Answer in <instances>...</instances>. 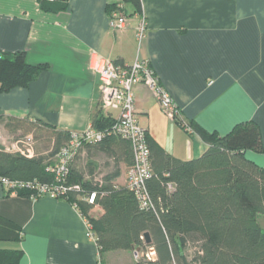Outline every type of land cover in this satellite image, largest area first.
I'll list each match as a JSON object with an SVG mask.
<instances>
[{
    "label": "crops",
    "instance_id": "crops-1",
    "mask_svg": "<svg viewBox=\"0 0 264 264\" xmlns=\"http://www.w3.org/2000/svg\"><path fill=\"white\" fill-rule=\"evenodd\" d=\"M141 1L148 32L140 44L139 14L131 15L124 0H67L60 12L45 11L39 0H0V52L25 51L30 64L46 66L28 86L0 92V122L16 116L84 131L101 108L98 75L90 68L94 54L123 64L141 58L172 95L184 124L226 134L239 123L256 122L263 151L245 155L264 168V0ZM114 5L131 15L120 32L109 25ZM134 99L141 126L173 157L187 161L208 149L197 132L164 114L149 88L136 85ZM2 126L0 132L14 133ZM122 167L115 183L126 187L128 168ZM103 213L99 204L90 209L93 216ZM0 215L21 227V240H0V249L20 251L17 264L140 260L134 255L140 247L101 254L87 236L85 217L66 199L11 194L0 185ZM259 220L264 227V215Z\"/></svg>",
    "mask_w": 264,
    "mask_h": 264
},
{
    "label": "trees",
    "instance_id": "trees-1",
    "mask_svg": "<svg viewBox=\"0 0 264 264\" xmlns=\"http://www.w3.org/2000/svg\"><path fill=\"white\" fill-rule=\"evenodd\" d=\"M124 1L131 15L142 13L141 0ZM39 2L45 11L68 8L67 0ZM116 7H110L109 15ZM124 11L131 16L126 8ZM45 68L30 64L25 51L0 52V92L28 86ZM114 121L110 114L98 109L92 125L105 131L106 136L80 149L90 155L95 151L107 154L114 160L111 170L100 176L90 164L87 174L75 164L76 155L68 176L70 184L97 192V205L104 209L98 217L90 214L95 206L79 198L78 192L72 191L66 200L78 203L91 222L101 254L153 247L157 259L141 258L136 264H264V227L259 220L264 215V168L245 155L247 150L263 151L256 122L239 123L226 134L210 132L196 122L188 124L209 147L202 156L187 161L173 157L147 133L152 165L147 186L153 207L144 209L134 191L115 183L122 174V164L129 169L134 163V154L128 139L110 133ZM175 122L185 129L186 124L179 117ZM2 123L15 134L21 131L19 136L31 134L34 155L8 153L0 145V176L52 182L54 175L46 171V162L71 140V132L41 120L16 116ZM19 193L33 195L31 190ZM145 232L150 233L151 244L143 238ZM21 238V227L0 215V240ZM19 257L20 251L0 249V264H17Z\"/></svg>",
    "mask_w": 264,
    "mask_h": 264
},
{
    "label": "built area",
    "instance_id": "built-area-1",
    "mask_svg": "<svg viewBox=\"0 0 264 264\" xmlns=\"http://www.w3.org/2000/svg\"><path fill=\"white\" fill-rule=\"evenodd\" d=\"M129 17L125 14L124 6L118 5L109 15L110 28L115 32L123 31L128 24ZM148 32V23L145 13L139 14L136 35L141 44ZM90 68L98 75L100 91V107L104 114L117 111L110 133H114L128 139L131 143L134 163L127 171V187L134 191L144 209L153 207V200L147 186V180L152 175L150 148L147 141V131L141 126L135 107L134 87L142 84L150 89L153 96L159 102L164 114L172 121H176L180 114L172 95L161 84L159 76L146 59L136 58L131 64L116 62L99 54H94L90 62ZM186 131L194 132L193 127L186 125ZM106 136V132L91 125L88 129L79 132H71V140L64 145L52 159L46 162V171L54 175L52 182L41 183L38 180L25 181L10 179L0 176V185L6 188L8 193L18 194L21 190H31V197L50 196L66 199L72 191L78 192V197L85 199L88 204L97 205V192L85 191L79 184H70L68 176L73 159L85 144L100 142ZM33 136H16L11 133L0 132V145L3 150L20 154L26 157L34 155ZM172 189L173 185L170 184ZM73 206L80 212L78 203ZM81 214H83L81 212ZM87 225V236L95 239L93 227L86 215L83 214ZM144 238V236H143ZM145 239V238H144ZM153 247L144 254L140 250L134 252L135 258L154 260L156 255Z\"/></svg>",
    "mask_w": 264,
    "mask_h": 264
},
{
    "label": "rangeland",
    "instance_id": "rangeland-1",
    "mask_svg": "<svg viewBox=\"0 0 264 264\" xmlns=\"http://www.w3.org/2000/svg\"><path fill=\"white\" fill-rule=\"evenodd\" d=\"M2 124L3 123L0 122V129L3 128ZM11 134L18 136L20 133ZM75 164L80 168H84L87 174H89L88 166L91 164L95 172L102 176L111 170L112 165L114 164V160L101 151H95L94 155H90L87 150L82 149L77 155ZM261 218L262 217H260V219ZM141 251L146 254V252L149 251V248L146 250L141 248Z\"/></svg>",
    "mask_w": 264,
    "mask_h": 264
},
{
    "label": "water",
    "instance_id": "water-1",
    "mask_svg": "<svg viewBox=\"0 0 264 264\" xmlns=\"http://www.w3.org/2000/svg\"><path fill=\"white\" fill-rule=\"evenodd\" d=\"M57 1H66V0H57ZM144 238H145V241H146L147 244H151V242H152V238H151V235H150L149 232H145V234H144ZM153 258H154V260H156V259H157V256L154 255Z\"/></svg>",
    "mask_w": 264,
    "mask_h": 264
},
{
    "label": "bare ground",
    "instance_id": "bare-ground-1",
    "mask_svg": "<svg viewBox=\"0 0 264 264\" xmlns=\"http://www.w3.org/2000/svg\"><path fill=\"white\" fill-rule=\"evenodd\" d=\"M154 250V249H153ZM155 251V250H154Z\"/></svg>",
    "mask_w": 264,
    "mask_h": 264
}]
</instances>
